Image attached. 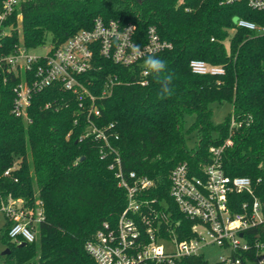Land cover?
Returning <instances> with one entry per match:
<instances>
[{
	"label": "trees",
	"instance_id": "trees-1",
	"mask_svg": "<svg viewBox=\"0 0 264 264\" xmlns=\"http://www.w3.org/2000/svg\"><path fill=\"white\" fill-rule=\"evenodd\" d=\"M4 1L0 0V12ZM98 17L116 20L122 27L134 24L139 45L147 42L151 26L173 45L153 53L174 74L173 95L165 99L158 97L160 85L150 73L147 84L140 83L143 60L125 65L94 54L87 75L92 92L99 94L110 76L120 80L110 96L97 100L101 115L95 117V124L106 130L124 169L153 178L157 188L152 194L171 200L173 168L187 162L200 175L201 166L212 160L210 147L231 137L222 166L231 176L250 177L255 195L264 203V34L235 22L244 17L264 25V10L245 1L225 0H26L3 22L11 32L2 37L0 54L13 52L21 39L28 48L59 44L81 29L92 28ZM194 58L225 71L196 74L190 67ZM16 82L12 73H0V209L21 198L28 210L42 207L44 219L36 227L37 240L23 244L10 238L7 218L0 232L9 248L4 261L96 264L87 243L103 222L114 224L127 203L126 191L110 168L115 151L103 139L86 136L90 124L84 107L59 84L33 96L31 121L16 116ZM49 100L58 107L44 108ZM224 101L232 104V111L215 125L213 104ZM186 114L195 115L189 130L195 131L197 143L191 148L186 142ZM233 197L238 202L253 199L242 193ZM177 215L179 230L186 228L188 220ZM252 231L264 242V223ZM182 264L208 261L198 255L183 259Z\"/></svg>",
	"mask_w": 264,
	"mask_h": 264
},
{
	"label": "built area",
	"instance_id": "built-area-1",
	"mask_svg": "<svg viewBox=\"0 0 264 264\" xmlns=\"http://www.w3.org/2000/svg\"><path fill=\"white\" fill-rule=\"evenodd\" d=\"M23 1L26 0L4 1L0 12V46L2 37L11 32L10 26H3L4 20ZM225 1H245L254 9L264 10V0ZM18 18L21 20V15ZM235 22L238 27L264 34V25L250 19L237 17ZM134 32V24L122 27L116 20L106 22L98 17L92 28L81 29L64 42L43 44L45 52L42 54L34 53V48H28L22 39L13 52L0 54V73H12L17 78L13 87V113L16 116L31 121L29 107L33 96L59 84L73 93L79 106L84 107L90 124L86 136L103 139L115 151L110 168L114 170L118 185L126 191L127 203L114 224L103 222L95 237L87 243V251L96 264H182L185 258L198 255L205 258L203 248L216 244L229 251L216 264H264V242L252 231L264 223V203L255 195L250 177L231 176L222 166V153L225 147L232 145L231 137L222 145L210 147L212 160L201 166L200 175L195 174L187 162L177 164L170 174L171 200H168L152 194L157 188L153 178L124 169L120 155L108 141L106 130L95 124V117L101 115L97 100L110 96L120 80L110 76L101 92L93 93L92 81L87 75L94 66V54L98 52L125 65L139 63L143 57L138 58L132 53V45H139L134 40ZM139 46L148 55L173 45L161 39L156 27L151 26L147 42ZM190 67L196 74L216 75L225 71L222 66L199 58L192 59ZM148 73L142 69L141 84H147ZM43 107L58 106L49 100ZM235 124L233 118L231 125ZM101 153L106 154L103 149ZM236 193L247 194L253 199L238 202L233 197ZM235 205H239L238 211L234 210ZM1 209L11 223L8 234L13 241L37 240L36 227L44 219L42 207L33 212L25 207L23 199L18 198ZM178 212L189 223L180 230ZM0 264L7 263L0 261Z\"/></svg>",
	"mask_w": 264,
	"mask_h": 264
},
{
	"label": "rangeland",
	"instance_id": "rangeland-1",
	"mask_svg": "<svg viewBox=\"0 0 264 264\" xmlns=\"http://www.w3.org/2000/svg\"><path fill=\"white\" fill-rule=\"evenodd\" d=\"M236 20V19H235ZM19 19V28H21V23ZM229 44V42H227ZM34 53L42 54L45 52V48L43 46H38L33 49ZM232 111V104L228 101H224L222 103H214L213 104V123L215 125H218L222 123L226 116ZM195 119V115L193 114H186L185 116V132H186V142L188 147H194L197 143V138L195 131H190L193 122ZM214 135H216V132H214ZM7 222V215L6 212L3 209H0V232L1 229L5 226ZM7 248V244L3 239H0V260H6L5 255H2L1 252H3ZM228 250H225L224 248L216 245V244H210L203 248V253L205 255V258L208 261V264H216L219 262L222 258V256H225L228 254Z\"/></svg>",
	"mask_w": 264,
	"mask_h": 264
},
{
	"label": "clouds",
	"instance_id": "clouds-1",
	"mask_svg": "<svg viewBox=\"0 0 264 264\" xmlns=\"http://www.w3.org/2000/svg\"><path fill=\"white\" fill-rule=\"evenodd\" d=\"M132 53L140 58L143 57V67L149 72L160 85L158 97L165 99L173 95L174 74L168 72L166 62L155 54L145 55L139 45H132Z\"/></svg>",
	"mask_w": 264,
	"mask_h": 264
},
{
	"label": "water",
	"instance_id": "water-1",
	"mask_svg": "<svg viewBox=\"0 0 264 264\" xmlns=\"http://www.w3.org/2000/svg\"><path fill=\"white\" fill-rule=\"evenodd\" d=\"M23 244H26V242H23ZM9 253V248H6L3 252H1L2 255H7Z\"/></svg>",
	"mask_w": 264,
	"mask_h": 264
},
{
	"label": "crops",
	"instance_id": "crops-1",
	"mask_svg": "<svg viewBox=\"0 0 264 264\" xmlns=\"http://www.w3.org/2000/svg\"><path fill=\"white\" fill-rule=\"evenodd\" d=\"M0 261H4V260L2 259V260H0Z\"/></svg>",
	"mask_w": 264,
	"mask_h": 264
}]
</instances>
